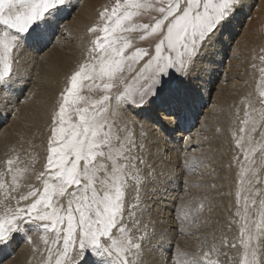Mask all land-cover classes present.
Instances as JSON below:
<instances>
[{
    "label": "snow or ice",
    "instance_id": "6c2138e0",
    "mask_svg": "<svg viewBox=\"0 0 264 264\" xmlns=\"http://www.w3.org/2000/svg\"><path fill=\"white\" fill-rule=\"evenodd\" d=\"M73 7L71 0H0V91H13L17 53L21 49L43 52L49 48L57 34H63L64 22L72 15ZM242 10L243 0H160L155 4L124 0L111 13L102 12L101 18L111 23L102 28V37L90 41L87 60L70 75L58 108L51 114L42 192L30 190L21 195L19 200L31 202L19 206L18 201L15 208L0 217V250L35 227L51 233L55 247L50 249L47 264H144L145 248L150 247L155 229L150 218L145 219L149 209L143 193L157 177L142 155L144 148L134 130H122L123 136L114 134L105 115L106 102L111 98L109 90L122 81L118 73L126 62L143 61L140 71L147 74V86L141 85L130 97L125 96L118 107L127 110L151 103L165 118H174L178 123L186 119L194 104L184 83L188 70L205 45L226 31ZM149 11L158 14L154 22L133 21L136 15ZM118 29L124 33L139 31L141 40L154 36L156 43L126 54L135 38L117 35ZM97 30L89 28V32ZM260 60L264 62V56ZM260 75L264 79V67ZM105 77V95L100 101L91 108L72 107L83 99L79 95L83 87H99L96 81L103 82ZM85 81L89 83L85 85ZM258 103L264 105V93ZM249 108H254L251 101ZM245 115H249V109ZM255 132L264 133V123L247 129L249 139ZM12 163L8 160L9 165ZM16 180L13 174V184ZM3 186L0 184V188ZM247 191L254 195L251 186ZM240 200L238 191L234 215L243 221L241 258L232 264H264V200L259 205L260 221L252 218L247 197L241 212ZM251 203L255 204V199ZM200 243L207 250L191 255L172 246L166 264H225L219 259L222 248L228 246L225 241L217 244L205 238Z\"/></svg>",
    "mask_w": 264,
    "mask_h": 264
},
{
    "label": "rangeland",
    "instance_id": "374dc122",
    "mask_svg": "<svg viewBox=\"0 0 264 264\" xmlns=\"http://www.w3.org/2000/svg\"><path fill=\"white\" fill-rule=\"evenodd\" d=\"M78 2H86L87 4L89 3V5L91 6V7L89 6L90 9H92L91 13H88L93 17L92 23H89V27L85 32L86 35L83 34V36L79 38L81 40H86L88 42L87 43V48H88L90 46V41L95 39L97 36L102 37L103 36L102 28L107 23H111V21L102 19L100 14L105 10L111 13L113 7L117 3L123 4L124 0H78ZM138 2L141 3L147 2V3L155 4V3H159L160 0H138ZM164 2H167V0H164ZM73 13L74 15L77 16V17L75 16L76 20L74 19L73 21L83 22V20L79 17V15L76 14L77 12H73ZM157 15H158L157 13L149 11L144 15H136L135 17H133V21L141 24H148L154 22L153 17ZM70 18H72V16L71 17L69 16L68 19ZM90 25L91 27H97L98 29L97 32L95 33L89 32V28H91ZM116 34L127 36L130 39L133 37L135 38L134 40H132V47L126 50V54L128 52H132L134 48L148 49L149 47H153L157 39L154 36H147L145 37V39L141 40L139 39L140 36L139 31L124 33L122 29H118ZM63 37L70 39V34L66 33L64 34ZM230 46L232 52L233 50H235V56L231 54L232 59L236 60L235 64L230 62V60L227 59L228 57H223L221 59V62L223 64L222 66L225 67V70H227L229 73L232 72L231 73L232 75L233 72H235V76L243 80L242 82L243 85L241 87L238 86L236 92H234L233 94H236V97L241 96L243 98L244 104L242 111L244 112L243 113L240 112L239 109H241V105H239V109L235 111L236 115L234 117V123L232 124V129L230 130L232 141L226 140L222 150V154L226 156V158H228V154L230 152L233 154L232 163L226 166L225 168L226 170L225 174L229 176L226 177L227 180L230 178L232 171L234 174V177H231V179H229V184H227L229 190L225 192L222 189L223 184L221 182H216V175L214 176L213 171L210 170V167L212 168V166L213 168H216V161L214 163L212 162V159L216 156L217 152L213 151L212 146L210 145L209 138L205 137L206 141L205 140L201 141L203 139H201L202 128H200L199 132L197 133L198 137L196 138L195 136L193 139H191V144L193 145V141H195L196 144L199 146L196 147V149L198 150V151L196 150L197 151L195 152L196 154L207 156L206 157L207 159L201 158L202 156L198 157L200 160L199 161L200 165L197 163L195 164L197 171L208 174V177H204V176L190 177L184 174L185 175L184 177H179L181 181L177 182V187H175L174 190L171 191L173 193L172 194L173 198H171L172 199L171 205L174 215L173 219L175 222V226L178 227V229H180L182 232L181 234L178 233V236L183 238V240L185 239L188 240L191 238L192 245L194 246V247L192 246L191 249H187V247H184L185 249H183V251L191 255V254L199 253L202 250H207V249H202L200 243L205 238H207L209 241L215 240L217 244H220L221 241H225L226 245L228 246L222 248L223 254H221L219 257V259L221 261H224L225 264H232L233 261L238 262L241 258L240 256L241 246L239 245V241L241 238L240 228L243 221H240V218L234 215L237 206V192L239 191L241 196V200H240L241 212L243 213L245 210L244 198L247 197L250 205L249 211L251 212V216L253 219L257 221L261 220L262 210L260 209L259 205H260V201L264 200V133H260V132L252 133L251 139H249V135L247 133V129L252 127L254 124L259 125L261 123H264V105H260L258 103L260 94L264 93V79H262L260 75V69L264 67V62L260 60V57L264 56V0H258L257 3L253 5L251 9V13L246 18V21L241 23V31L239 37L237 38V42L234 43V45L231 44ZM203 50L204 49H202L201 52H203ZM22 53H23V49H21L17 53L18 58L20 55H22ZM38 53L40 56H42L45 53V50L43 52H38ZM226 55L228 56V53ZM85 59H87V55H85V57L82 58L80 63L85 62L86 61ZM94 62L97 63V66L99 65V61H94ZM18 63L19 61L17 60L13 64V73L15 69L14 66L15 64ZM80 63L78 64L79 66ZM142 63L143 61L140 62L129 61L125 63L123 67V71L121 73H118V75L123 78L122 81L118 82L115 87H112L109 90L111 98L108 102H106L108 105V111L105 113V115L113 126L114 134H119L123 136L124 133L122 130L124 129L134 130L138 143L140 142L142 146L145 144L144 145L145 147L143 146V148L146 149L142 153V155H144L145 157L147 156V150H148L147 143L150 138L149 134L151 128H149V126L146 123H143V119H144L143 113L140 114L136 113L138 110H140L138 107H134V108L130 107L127 110H122L121 108L118 107V104L122 103L123 98L125 96L130 97L132 94H134L137 91V89L140 88L141 85H144L145 87L147 86V80H146L147 74L142 73L140 71V67ZM193 64L188 70V74L190 73ZM253 64H256L257 67L253 68ZM35 70H37V68ZM37 76L38 75L36 71H34L31 82H36L37 80L35 79V77ZM69 78L70 76L68 78L64 77L62 78L63 80H60L61 82H58L57 78L52 77L50 79V85H48V88L50 87L49 90L52 91L53 96L56 94L55 95L56 97L54 98V102L52 104L53 108L50 112V118L46 117V119L43 120L45 116H42L43 121L41 120V116L39 115H32L30 113L31 115L28 116V111L30 110L31 107L33 108V106L37 104L36 102L38 98H36L35 94L33 93L29 95L30 93L28 92L30 90L28 91L26 90V86H27L26 84H24L25 91L23 93V96H21L20 98H16V100L14 101L15 103L14 105L7 103L10 96L6 92L5 94L3 91H0V112H3L2 114L0 113V135L5 133V129L7 128L9 129L10 126H11L10 131H12L11 133L12 136L11 135L8 136L11 137V139L5 136H0L1 137L0 138V184L4 185L2 188H0V217H3L4 215H6V213L10 212L11 209L15 208L17 206L18 201H19V206H24L31 202V200H19V197L21 195L27 194L30 190H36L38 192H42V189L46 182L45 180L46 163H47L46 158L48 154L47 149H48V138L50 135L49 125L51 123V114L55 109L58 108V101L61 98V93L64 92V90L68 87ZM13 79L14 77H12V80ZM105 82H107L106 77L103 82H101L100 80L96 81V84H99V87L93 85L91 90H89L88 87H83L79 93V95L83 97V99L79 101V104L72 105V107L74 108V107L88 106L91 108L92 105L96 104L97 101H100L102 97L105 95L103 88V84ZM58 83H60L59 86L60 90L59 89L57 90L58 88L57 85H59ZM84 83L85 85H87L89 82L85 81ZM223 86L226 87L225 92L230 94L229 92L230 87H228L225 84ZM55 90H57V92ZM26 92L28 94H26ZM240 92H244V94L243 93L240 94ZM214 95H217V93L216 94L214 93ZM33 101H35V105ZM249 101H251L254 108H249ZM69 103L71 104V100H69ZM246 109H249V115L247 116L245 115ZM33 110L34 109H31V111ZM20 111L21 113L19 114ZM17 116L18 119L14 126L15 127L14 129L17 130L15 131L13 129L12 124L13 122H15L14 120H16ZM200 118L201 117H198L196 122H200L201 121ZM38 119H40L41 122H39L40 120ZM149 119H150L149 120L150 124H152V122L154 123L152 118ZM244 120H247V124L243 123ZM144 127L146 131L144 130ZM241 128H244L245 132H241L240 131ZM142 137L144 138L141 139ZM237 137H240L239 141L237 140ZM6 138L7 140L8 139L10 140L4 142ZM142 141L143 144L141 143ZM183 142H184L183 139H181V143ZM238 143L240 146H238ZM191 149L193 150L195 149V147L194 148L192 147ZM209 150L212 151L209 152ZM188 156L191 155L188 154ZM10 159L13 161L11 165L8 164V160ZM9 169H11V171H9ZM42 173H44L45 176H42L41 175ZM13 174H15L17 177L15 184H13L12 182ZM194 180H200L202 182L199 188L193 189L192 193L200 190L203 192V195L194 194L192 196L191 192L188 193L190 188L189 190L187 189V185H189L187 181H194ZM249 180H251V185H249ZM168 183L170 182L168 181ZM10 186L14 187L15 191H11ZM250 186L252 187V193L254 195H250L247 191V189ZM257 189H259L260 191L257 192L256 191ZM6 193H10V195L6 197L5 195ZM220 193H222V197L220 198L222 202L213 204L212 201H214V198L219 199L218 197L221 195ZM144 194L145 191L143 195ZM187 194L188 195L191 194L189 195L191 197H189ZM208 196L209 198H207ZM252 199H255L256 201L255 204L251 203ZM218 204L220 205V208H218L219 207ZM182 206L185 207L183 208ZM181 210H183V212ZM212 210L215 212H213ZM187 212L190 213V216ZM182 220L183 223H181ZM234 221H240V222L237 223ZM37 223L40 222L38 221ZM22 235L24 237L23 236L18 237L15 243H13L11 246L6 247L3 250H0V264H12L11 262L13 260L19 258H22V261H24L23 264H47V260L51 255L50 249H54L55 247L54 245L51 244V233H47L41 228L33 227V229L30 232H28L27 235L24 234ZM28 237H31L30 241ZM193 241L195 243H193ZM174 243L175 242L172 241L173 245H171L167 249L168 254L165 259L169 258V251L171 250L172 246H175ZM231 244H236L237 248L230 247ZM150 247L153 246L150 245ZM146 248H148V246H146ZM166 261H168V259ZM157 263L158 262L156 261H152V259H148V258L145 259L144 256V264H157Z\"/></svg>",
    "mask_w": 264,
    "mask_h": 264
},
{
    "label": "bare ground",
    "instance_id": "6f19581e",
    "mask_svg": "<svg viewBox=\"0 0 264 264\" xmlns=\"http://www.w3.org/2000/svg\"><path fill=\"white\" fill-rule=\"evenodd\" d=\"M257 1L258 0H243V10L235 18L229 28L223 33H218L215 37H213L212 40L207 45H205V47L203 48V52H201V54H199V56L195 59L193 67L184 82L188 91L194 97V104L187 113L186 119H183L178 123L174 118H165L151 103L146 104L143 108H139L140 110L136 112L139 114L143 113V123H146L149 128H151L149 134L150 138L147 143V156H145L147 158L145 159L148 160L150 167L155 170L157 178L156 180L152 181V186L148 187L145 190L144 199L149 209L147 215L145 216V219L147 220L150 218L151 226L155 229V232L154 239L151 242V245L153 247L148 246V248L145 249L144 256L145 259L148 258L152 259V261L158 262L157 264H166V260L169 259H165L168 254L167 249L171 245H173L172 241L175 242L174 245L178 250H183L185 249L184 247H187V249H191V247L193 246L191 238L188 240H183V238L178 236V233L181 234L182 232L180 229H178V227L175 226V222L173 219L174 215L171 205V198H173V193L171 191L174 190L175 187H177V182L181 181L179 177H184V174L190 177H208V174L197 171L195 163H200L198 157H201L202 155L195 153L198 151L196 149V147L198 146L196 142L193 141V145L191 144V139H193L195 136L196 138L198 137L197 133L199 132L200 128H202L201 139H203L201 141H206V138H209L210 145L212 146L213 151L217 152L216 156H213L214 158L212 159V162L215 163L216 161V168H213V166L212 168L210 167V170L213 171V175H216V182H221L223 184L222 189L226 192L229 190V187L227 186V184H229V179H231V177H234L233 171L231 172V175L229 174L230 178L228 180L226 177L229 176L225 174L226 166L232 163L233 154L230 152L228 154V158H226V156L222 154V150L226 140L232 141L230 130L232 129V124L234 123V117L236 115L235 111L239 109V105H241V109H239L240 112H244L242 111L244 104L243 98L241 96L236 97V94H233L234 92H236L238 86L241 87L243 85V80L237 78V76H235V72H233L232 75V72L229 73L227 70H225V67L222 66L223 64L221 62V59L223 57H228L227 59L235 64L236 60L232 59L231 57V54L235 56V50H233L232 52L230 49V45H234V43L237 42V38L239 37L241 31V23L246 21V18L251 13L253 5L257 3ZM71 3L74 7L72 9V15H68L67 19L69 18V16H72V18L66 20L63 25V36L64 34L69 33L70 39L63 37L62 34L58 33L57 39L53 42L52 45L49 46V48L45 49V53L42 56H40L36 51L23 49L22 55H20L18 58L19 63L15 64L14 66L15 69L13 74V91L11 93H7L10 96V104L14 105V101L16 100V98H20L21 96H23V93L25 91L24 84L27 85L26 90H30L28 92L30 93L29 95L33 93L35 94V97L38 98L36 102L37 104L35 105V101H33L35 106H33V108L31 107L29 111V108L27 109L28 116H30L31 114L39 115L41 116V120L42 116H45L43 120H45L46 117L50 118V112L53 108L52 104L54 102V98L56 97V94L54 96L52 95V91L49 90L50 87L48 88V85H50V79L52 77L57 78V81L61 82L60 80H63L62 78H68L73 73V71L78 68V64L80 63L82 58L87 55L86 49L88 42L79 38L82 37L83 34H85L86 30L89 27V23H92L93 17L88 14L91 13L92 9H90L91 6L89 5V3L87 4L86 2L71 0ZM73 12H77L76 14L79 15L83 22L73 21L76 16ZM76 42L77 44H79L77 45ZM227 53L228 56L226 55ZM36 68L37 70H35ZM34 71H36L38 75L37 77H35L37 81L31 82ZM58 84L59 85L56 84L58 87L57 90L60 86V83ZM224 84L230 87V94L225 92L226 87L223 86ZM57 90L55 91L57 92ZM28 93L26 92V94ZM214 93H217V95H214ZM242 93L244 94V92H240V94ZM31 109L34 110L31 111ZM0 113L2 114L3 112ZM20 113L21 111L19 112V114ZM198 117H201L200 122H196ZM149 118H152L154 123L152 122V124H150ZM17 119L18 116L16 120H14L15 122H13L12 124L13 129L15 128L14 126L17 122ZM41 120L39 122H41ZM10 129L11 126L9 127V129H5V133H3L4 135L2 134L0 136H5L11 139V137H8L12 133ZM204 133L207 134L205 135ZM7 138L6 140H4V142L10 140H7ZM143 138L144 137H142L141 139ZM181 139H183V143H181ZM185 142L188 143L186 144ZM141 143L143 144V141ZM192 147H195V149L192 150ZM211 151L209 150V152ZM188 154H190L191 156H188ZM206 157V155H203L201 158L207 159ZM168 181L170 183H168ZM187 182L189 183V185H187V189L189 190L190 188L191 190H189L188 193L191 192L192 196L194 194L203 195V192L200 190H194L195 192L192 193L193 189L199 188L202 181L194 180ZM220 194L221 195L218 197L219 199L214 198V201H212L213 204L222 202L220 200V198L222 197V193ZM207 198H209V196ZM218 208H220V205ZM181 211L183 212V210ZM188 214L190 216V213ZM193 243L195 242L193 241ZM23 262L24 261H22V258H19L13 260L11 263L23 264Z\"/></svg>",
    "mask_w": 264,
    "mask_h": 264
}]
</instances>
